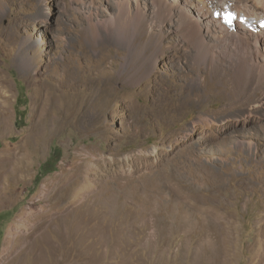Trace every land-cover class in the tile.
<instances>
[{
    "label": "rangeland",
    "instance_id": "1",
    "mask_svg": "<svg viewBox=\"0 0 264 264\" xmlns=\"http://www.w3.org/2000/svg\"><path fill=\"white\" fill-rule=\"evenodd\" d=\"M121 1L0 0V264H264V52L193 37L188 0ZM72 164L61 206L102 190L49 218Z\"/></svg>",
    "mask_w": 264,
    "mask_h": 264
},
{
    "label": "bare ground",
    "instance_id": "2",
    "mask_svg": "<svg viewBox=\"0 0 264 264\" xmlns=\"http://www.w3.org/2000/svg\"><path fill=\"white\" fill-rule=\"evenodd\" d=\"M129 1V0H128ZM127 0L125 1L124 0V2H122L121 1V3L120 4H125V3H127L128 2ZM139 0H137V2H138ZM152 1V0H151ZM154 1V0H153ZM160 1V0H159ZM191 4H193V6L197 9V11L198 12H200L201 13V15L203 16L204 14H205V16H206V18H208V19H206L205 20V22H207V24L209 25V26H211V27H207V26H205V22H204V20L203 19H198L197 18V16H195V15H193V16H195V18L192 16V14L190 13V12H188V10H187V13L188 14H184L183 12H182V10H185L184 9V7H182V6H180L179 4H177V1H174V3H171L170 2V0H164V2H166V3H170V4H168L170 7H172V9H174V8H176V6L177 7H179L180 8V10H178L179 12H181V14L183 13V15L182 16H185L184 17V19L185 20H187V21H185L184 20V22L187 24V22H188V26H191V28H192V30L190 29V31H189V33H192V36L193 37H196L195 36V34H196V31L197 32H200V31H202L203 33H204V31H206V33H208L207 34V38H205L204 37V39H205V41H209V43L207 42V44H205V45H207L208 47H211L213 50H216V51H218V52H224V51H226V50H229L230 48H233V49H238V50H240V49H243V51H250V52H252V53H257V56H258V58H260V59H262V54H261V52L263 51L264 52V44H262V42L264 43V31H262V32H259L258 34H252V33H248L244 28H242L240 25H235V27H234V29H233V31H230V30H228V29H226L225 27H223V26H221L220 24H219V22L218 21H216V20H213L212 19V10L211 9H209V7L210 6H215L219 1H221V0H195V1H197L196 3H194L192 0H188ZM222 1H224L223 2V4H222V6L220 7V8H223V5H224V3L226 2V0H222ZM230 1H232V2H234V5L235 6H238L239 8L241 7L242 9H239V8H236L235 6V10H237L238 12H243V13H245L246 15H251V16H256V17H260L259 19H261V18H264V17H261V15L260 14H256L255 13V11L252 9V7L253 8H255V9H257L258 11H260V12H262L263 14H264V0H230ZM238 1V2H237ZM243 1H245V4H246V6L243 4ZM157 2V1H156ZM156 2H154V4L156 3ZM161 2V1H160ZM160 2H158V3H160ZM181 2L183 3V1L181 0ZM116 3V2H115ZM181 3V4H182ZM128 4V3H127ZM136 5H138V3L136 4ZM156 5L158 6L159 4H157L156 3ZM156 5H154V6H156ZM168 5H166V6H168ZM120 6H122V5H120ZM156 6V7H157ZM168 6V8L170 9V7ZM248 6V7H247ZM158 8V7H157ZM160 8H161V12L163 13L165 10L164 9H166V8H164V9H162L163 8V4L161 3L160 4ZM159 8V9H160ZM167 8V9H168ZM179 8H177V9H179ZM187 8V7H186ZM158 9V10H159ZM168 9V10H169ZM176 9V10H177ZM189 9V8H188ZM123 10V9H122ZM121 10V11H122ZM190 10V9H189ZM186 11V10H185ZM174 12H175V9L174 10H172V14H174ZM161 13V14H162ZM191 15H190V14ZM193 13V12H192ZM195 13H196V11H195ZM180 14V13H179ZM165 15V14H164ZM192 16V17H191ZM190 21H193L194 23H191L192 25H189L190 24ZM203 23V24H202ZM186 24H184L183 23V25L185 26ZM199 28H200V31H199ZM188 30L189 29H187V32H188ZM196 30V31H195ZM204 30V31H203ZM195 31V32H194ZM253 33H256V32H253ZM202 34V33H201ZM199 35V34H198ZM203 36H204V34H202ZM201 35V36H202ZM261 37V38H260ZM199 41V40H198ZM202 41H204V40H202ZM202 43V42H201ZM197 44H198V42H197ZM200 45V44H199ZM203 45H204V43H203ZM197 47H200V46H197ZM263 47V48H262ZM206 48V47H205ZM197 50V49H196ZM201 50V49H200ZM208 50V49H207ZM262 50V51H261ZM211 51V50H210ZM234 51V50H233ZM241 51V50H240ZM199 52V51H198ZM258 52H259V54H258ZM205 53V52H204ZM198 54V53H197ZM203 54V53H202ZM211 54V53H210ZM215 54H217V53H215ZM227 54V53H226ZM237 54V53H236ZM239 54V53H238ZM208 55V54H207ZM205 56V55H204ZM240 56V55H239ZM246 56V55H245ZM213 57V56H212ZM199 58V57H198ZM259 60V59H258ZM257 60V61H258ZM255 62V61H254ZM263 62H261V64H262ZM259 65V64H258ZM79 75V74H78ZM70 79V78H69ZM122 79H123V82H126V83H128V84H130V85H133V84H135L137 81H136V77L134 76V75H126V76H123L122 77ZM76 81V79L74 78V77H72L71 79H70V82L71 83H74ZM87 87L88 88H90L91 89V93H90V98H89V100H95V101H102V100H104L106 97H107V95H104V92L105 91H103L102 89H97L95 86H94V84H89V85H87ZM100 92H102L101 94H102V96H101V94H100ZM191 93V92H190ZM115 96V95H114ZM178 98V97H177ZM182 98V97H181ZM190 99V98H189ZM87 102H89V101H87ZM89 104V103H88ZM93 104V103H92ZM90 105V104H89ZM95 110V109H94ZM39 123H42V121L40 120L39 121ZM38 124V123H37ZM199 127V126H198ZM39 129V128H38ZM196 129V128H195ZM194 129V130H195ZM197 129H199V128H197ZM194 134V133H193ZM152 152H154V149L152 150ZM81 163H83V162H81ZM73 165V164H72ZM81 167L79 166V165H77V164H74L73 165V167L69 170V171H67V173L66 174H64V175H62L60 178H59V180L56 182V184H54V186H52V189L49 191V193H48V195H47V197H49V198H52L55 202H53V203H49V204H47V205H45V206H40V207H38V208H40L41 209V212L43 213V215H44V213H49V215L47 216V217H49V218H53L52 217V214L54 215V214H58V213H60V212H62L63 213V215H64V213L65 214H70V213H74V212H79V210L80 209H83L84 210V212L86 211V212H88V211H90V207L92 208L93 207V205L95 204V200L96 199H94V197L95 196H99V193L101 192L100 191V189H101V187H102V183H103V181L102 182H99L98 183V185H97V189H90V190H88L87 192H85V193H82V198L80 199V201L79 202H68V203H66V204H64V206H61L60 205V202L62 201L61 199L62 198H64V197H66L67 195H69L70 194V190L73 188V185L76 183H80L81 181H85V179H86V175H84L83 173V171L81 172V169H80ZM77 172H80L81 174H77ZM70 173H74V175L71 177V178H69V174ZM87 179H89V177L87 178ZM109 183V182H108ZM93 184V183H92ZM106 185V184H105ZM85 186V185H84ZM88 186V185H87ZM104 187V186H103ZM106 187V186H105ZM85 188V187H84ZM89 188V187H88ZM85 190V189H84ZM102 190V189H101ZM100 191V192H99ZM63 192H65V196H63L62 198H61V196H58V194L59 193H63ZM72 192V191H71ZM107 192V191H106ZM60 194V195H61ZM64 194V193H63ZM104 195H106V194H104ZM71 196V195H70ZM101 196V195H100ZM78 197V196H77ZM105 197V196H104ZM114 197V196H113ZM121 198V197H120ZM76 199V198H75ZM99 199V198H98ZM104 199V198H103ZM74 200V199H73ZM113 200V199H112ZM122 200V199H121ZM120 200V201H121ZM52 201V200H51ZM58 201V202H57ZM75 201V200H74ZM99 201V200H98ZM97 201V202H98ZM105 201V200H104ZM114 201V200H113ZM119 201V202H120ZM124 201V200H123ZM119 202H118V200H117V203L119 204ZM99 203V202H98ZM117 203H116V205H117ZM101 204H102V202H101ZM97 205V204H96ZM99 205V204H98ZM101 205H99V207H100ZM104 206H105V208H106V210H107V205L105 204H103V208H104ZM118 206V205H117ZM95 208V207H94ZM116 208H118V207H116ZM100 209H102V206H101V208ZM119 209H120V207H119ZM95 210V209H94ZM105 210V211H106ZM102 211H104V209L102 210ZM101 211V212H102ZM119 211V210H118ZM53 212V213H52ZM51 213V214H50ZM80 213H82V212H80ZM103 213V212H102ZM32 214V213H31ZM30 214V215H31ZM33 214H34V212H33ZM41 214V213H40ZM91 214V213H90ZM108 213H106L105 215L106 216H109V215H107ZM39 215V212H38V214H37V216ZM46 215V214H45ZM62 215V216H63ZM75 215V214H74ZM83 215V214H82ZM105 215H104V217H105ZM113 215V214H112ZM58 216V215H57ZM56 216V217H57ZM68 216V215H67ZM71 216V215H70ZM77 216V215H76ZM91 216V215H90ZM116 216V215H115ZM114 216V217H115ZM35 217V216H34ZM39 217H41V216H39ZM64 217H66V216H64ZM73 217H75V216H73ZM80 217V216H79ZM87 217V216H86ZM109 217H111V216H109ZM113 217V216H112ZM113 217V218H114ZM58 218V217H57ZM56 218V219H57ZM108 218V217H107ZM106 218V219H107ZM116 218V217H115ZM67 219V218H66ZM74 219V218H73ZM78 219V218H77ZM84 219H87V218H84ZM43 221L42 222H40V223H38L35 227H34V229L32 230V232H31V234H35L36 232V229H38V228H41L40 226H43L45 223H46V220L45 219H42ZM55 220V219H54ZM68 220V219H67ZM66 220V221H67ZM81 220V219H80ZM112 220V219H111ZM34 221V220H33ZM75 221H76V218H75ZM52 222V219H50L47 223H46V225L47 226H45L44 228L45 229H48V230H50L51 232H53L54 231V229L51 227V225H50V223ZM54 222H56V221H54ZM81 222V221H80ZM88 222V221H87ZM86 222V224H88ZM90 222V221H89ZM101 222H102V220H101ZM61 224V223H60ZM77 224V223H76ZM82 224V223H81ZM80 224V225H81ZM99 224V223H98ZM63 225V224H62ZM66 225H67V223H66ZM79 225V224H78ZM83 225V224H82ZM89 225H91L92 226V224H89ZM58 226V225H57ZM73 227V226H72ZM71 227V228H72ZM81 227V226H80ZM79 227V228H80ZM86 227V226H85ZM88 227V226H87ZM70 228V227H69ZM70 228V229H71ZM89 228V227H88ZM87 228V229H88ZM91 228V227H90ZM67 229V228H66ZM81 229V228H80ZM79 229V230H80ZM73 230V229H72ZM84 230H85V228H84ZM59 231V230H58ZM61 231V230H60ZM71 231V230H70ZM87 231H89V230H87ZM86 231V232H87ZM64 232H66V231H64ZM72 232V231H71ZM80 232V231H79ZM82 232V231H81ZM80 232V233H81ZM85 232V231H84ZM91 232V231H90ZM89 232V233H90ZM67 234V233H66ZM102 234V233H101ZM70 235V234H69ZM90 235V234H89ZM88 235V236H89ZM83 236H84V233H83ZM88 236L86 237V240H88L87 238H88ZM91 236V235H90ZM97 236V235H96ZM28 236H26V238H27ZM85 237V236H84ZM92 237V236H91ZM30 238V237H29ZM90 239V238H89ZM27 240V239H26ZM85 240V241H86ZM91 240V239H90ZM30 241H34V240H31L30 239ZM59 241V240H58ZM84 241V242H85ZM35 242V241H34ZM37 242V241H36ZM90 242V241H89ZM86 243V242H85ZM19 245V244H18ZM17 245V246H18ZM22 245V244H21ZM88 245H89V243H88ZM36 246V245H35ZM23 247V246H22ZM87 247V246H86ZM34 246H32L31 247V249L33 250V251H35L34 250ZM39 248V247H38ZM25 249H27V248H25ZM24 249V250H25ZM86 249H88V248H86ZM18 250V249H17ZM32 250H31V252H32ZM41 250V249H40ZM40 250H38L39 252H40ZM28 251V250H27ZM30 251V250H29ZM37 251V250H36ZM26 252V251H25ZM72 252V251H71ZM18 253H19V251H18ZM20 253H21V251H20ZM41 253H42V250H41ZM73 253V252H72ZM75 253V252H74ZM28 254H30V253H28ZM36 254V253H35ZM40 254V253H39ZM42 254H44V253H42ZM26 255V254H25ZM16 256V255H15ZM40 256V255H39ZM20 257V256H19ZM23 257V256H22ZM33 257V256H32ZM76 257V256H75ZM30 258V257H29ZM41 258V257H40ZM40 258H39V260H40ZM31 259V258H30ZM42 260V259H41ZM26 261V260H25ZM68 261V260H67ZM42 262V261H41ZM20 263V262H19ZM47 263V262H46ZM33 264V263H32Z\"/></svg>",
    "mask_w": 264,
    "mask_h": 264
},
{
    "label": "snow or ice",
    "instance_id": "3",
    "mask_svg": "<svg viewBox=\"0 0 264 264\" xmlns=\"http://www.w3.org/2000/svg\"><path fill=\"white\" fill-rule=\"evenodd\" d=\"M235 19H236V16L231 12H227L222 16L223 22L229 26H231L233 20H235ZM240 22L243 23L244 22L243 19H241ZM262 26H264V25H262Z\"/></svg>",
    "mask_w": 264,
    "mask_h": 264
},
{
    "label": "clouds",
    "instance_id": "4",
    "mask_svg": "<svg viewBox=\"0 0 264 264\" xmlns=\"http://www.w3.org/2000/svg\"><path fill=\"white\" fill-rule=\"evenodd\" d=\"M262 20H264V18H261ZM251 33H253L254 31H250ZM256 32V31H255ZM254 34H256V33H254Z\"/></svg>",
    "mask_w": 264,
    "mask_h": 264
}]
</instances>
